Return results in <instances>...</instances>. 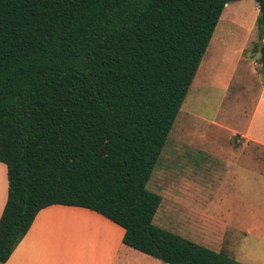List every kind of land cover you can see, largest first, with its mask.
I'll return each instance as SVG.
<instances>
[{
	"label": "trees",
	"instance_id": "1",
	"mask_svg": "<svg viewBox=\"0 0 264 264\" xmlns=\"http://www.w3.org/2000/svg\"><path fill=\"white\" fill-rule=\"evenodd\" d=\"M240 1L0 0V264L55 205L96 212L164 264H242L157 226L163 199L148 190L222 14Z\"/></svg>",
	"mask_w": 264,
	"mask_h": 264
},
{
	"label": "rangeland",
	"instance_id": "2",
	"mask_svg": "<svg viewBox=\"0 0 264 264\" xmlns=\"http://www.w3.org/2000/svg\"><path fill=\"white\" fill-rule=\"evenodd\" d=\"M258 17L254 0L225 8L148 184L163 199L157 226L171 231L165 225L167 202L181 193L212 218L194 242L242 264H264V148L248 144L264 141ZM244 151L252 153L250 159ZM177 223L172 218L176 230Z\"/></svg>",
	"mask_w": 264,
	"mask_h": 264
},
{
	"label": "crops",
	"instance_id": "3",
	"mask_svg": "<svg viewBox=\"0 0 264 264\" xmlns=\"http://www.w3.org/2000/svg\"><path fill=\"white\" fill-rule=\"evenodd\" d=\"M205 70L207 73L208 69ZM246 138L247 136L243 139ZM248 141V144L264 148V141ZM243 154L249 159L252 156L250 151H244ZM235 157L233 155V158ZM228 164L233 165V162ZM0 171L5 189L3 201L0 203L1 218L8 197L7 167L2 163ZM205 185L211 186L212 182L206 181ZM207 199L205 198L206 201ZM165 213L166 227L192 242L197 241V233L202 224L212 222V218H208L204 210L196 208L195 204L183 198L181 193L178 199L173 195L172 199L168 200ZM172 218L173 222L177 218L178 230L171 224ZM124 235L123 228L96 212L79 207L55 205L37 215L29 232L5 264H164L126 247L123 244ZM198 244L205 246L201 242Z\"/></svg>",
	"mask_w": 264,
	"mask_h": 264
},
{
	"label": "bare ground",
	"instance_id": "4",
	"mask_svg": "<svg viewBox=\"0 0 264 264\" xmlns=\"http://www.w3.org/2000/svg\"><path fill=\"white\" fill-rule=\"evenodd\" d=\"M78 231V230H77Z\"/></svg>",
	"mask_w": 264,
	"mask_h": 264
}]
</instances>
